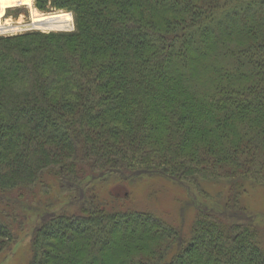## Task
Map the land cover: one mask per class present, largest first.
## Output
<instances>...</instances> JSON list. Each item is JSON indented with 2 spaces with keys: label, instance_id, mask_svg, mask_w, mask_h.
Segmentation results:
<instances>
[{
  "label": "trees",
  "instance_id": "1",
  "mask_svg": "<svg viewBox=\"0 0 264 264\" xmlns=\"http://www.w3.org/2000/svg\"><path fill=\"white\" fill-rule=\"evenodd\" d=\"M35 4L71 11L75 28L0 35V254L29 195L28 264H264L241 200L264 185V0ZM105 177L227 191L197 200L184 231L124 208L131 191L101 197ZM53 189L76 210L50 212Z\"/></svg>",
  "mask_w": 264,
  "mask_h": 264
},
{
  "label": "rangeland",
  "instance_id": "2",
  "mask_svg": "<svg viewBox=\"0 0 264 264\" xmlns=\"http://www.w3.org/2000/svg\"><path fill=\"white\" fill-rule=\"evenodd\" d=\"M16 9H20L18 14L14 13ZM5 13L3 21L11 19L14 23L25 25L31 23L35 15H52L59 12L70 13L72 20L68 22L67 26L59 29H45L35 28L32 30L22 31L21 33H27L30 31H67L75 28L74 15L71 11L64 9L40 10L36 7L35 0H32V5H19L11 8L4 9ZM2 16V14H0ZM35 25V24H33ZM5 36V35H2ZM142 182H137L132 185L130 182L120 181L116 177H105V179L97 180L96 188L100 193V196H104L110 199V196H127V193L131 191L133 195L130 198H126L124 203H121L124 208L127 209H143L149 210L153 213L162 216L169 222L178 223L183 226L184 231L191 228L193 219L195 217L197 200L200 202H208L210 205H217L220 203L221 197L218 194L223 192L226 195L227 188L225 185L206 186V189L210 191L207 196L203 195L195 187H191L190 190L185 185L174 182L161 177H144ZM132 185V189H131ZM55 199L54 207L49 209L50 212L60 210H76L74 206H70L71 199L67 191H61L53 189L50 194ZM15 197V195H14ZM44 201V198L48 197L44 193H40L39 196ZM24 198V197H23ZM15 199V198H14ZM242 203L248 208L257 219L264 231V185L260 184H248V188L241 197ZM20 201V202H19ZM21 205L20 209L16 211L18 217L23 220L22 224L17 229V240L11 243L0 254V264H28L31 256V239L35 227L39 224L40 220L37 210L38 203L35 200H31L29 195H26L24 199L19 200ZM215 203V204H214ZM18 204V205H19ZM23 207V209H22ZM27 207V208H25ZM21 223V220L18 221ZM264 239V233H263Z\"/></svg>",
  "mask_w": 264,
  "mask_h": 264
},
{
  "label": "bare ground",
  "instance_id": "3",
  "mask_svg": "<svg viewBox=\"0 0 264 264\" xmlns=\"http://www.w3.org/2000/svg\"><path fill=\"white\" fill-rule=\"evenodd\" d=\"M19 5L31 6L32 0H0V14H3L4 9L6 8ZM33 19L37 28L59 29L67 26L68 22L72 20V16L70 13L59 12L52 15H35Z\"/></svg>",
  "mask_w": 264,
  "mask_h": 264
},
{
  "label": "built area",
  "instance_id": "4",
  "mask_svg": "<svg viewBox=\"0 0 264 264\" xmlns=\"http://www.w3.org/2000/svg\"><path fill=\"white\" fill-rule=\"evenodd\" d=\"M4 14H6L5 11L3 12L2 16H0V35H16L22 31L37 28L36 25H33L35 24L34 20H32V24L26 23L25 25L14 23L12 21L13 19H11V22H9V19L3 21L2 19Z\"/></svg>",
  "mask_w": 264,
  "mask_h": 264
}]
</instances>
